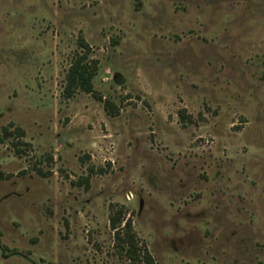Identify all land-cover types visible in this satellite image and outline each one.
Returning <instances> with one entry per match:
<instances>
[{
  "label": "rangeland",
  "instance_id": "374dc122",
  "mask_svg": "<svg viewBox=\"0 0 264 264\" xmlns=\"http://www.w3.org/2000/svg\"><path fill=\"white\" fill-rule=\"evenodd\" d=\"M0 176V264L264 263V0H0Z\"/></svg>",
  "mask_w": 264,
  "mask_h": 264
},
{
  "label": "trees",
  "instance_id": "16d2710c",
  "mask_svg": "<svg viewBox=\"0 0 264 264\" xmlns=\"http://www.w3.org/2000/svg\"><path fill=\"white\" fill-rule=\"evenodd\" d=\"M82 53H78L68 70L65 96L72 97L78 90L96 95L94 79L98 72V60L90 58L91 47L80 40ZM102 99V98H99ZM113 105L110 101L105 102L107 109ZM184 116V115H182ZM1 177V176H0ZM111 228L115 231V243L119 251L133 264H156V261L146 245L141 244L134 232L132 221L123 220V212L120 210L110 218ZM123 226L121 227V225ZM264 264V263H260Z\"/></svg>",
  "mask_w": 264,
  "mask_h": 264
}]
</instances>
